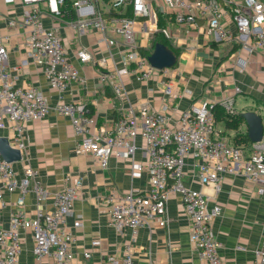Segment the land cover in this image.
<instances>
[{
    "label": "built area",
    "instance_id": "obj_1",
    "mask_svg": "<svg viewBox=\"0 0 264 264\" xmlns=\"http://www.w3.org/2000/svg\"><path fill=\"white\" fill-rule=\"evenodd\" d=\"M74 19L68 25L74 35L81 37L93 30L101 33L102 41L110 43L108 32L115 39H121L125 52L119 68L109 65L112 55L94 59L92 50L82 48L77 53L81 64L95 63L102 81L116 80L112 85L118 97L126 95L123 80L134 75L138 81L148 80L159 70L148 62L139 51L136 33L150 37L160 33L170 44H176L178 37L172 26H177L187 35L204 22L210 42H236L251 53L264 51V0H72ZM24 15L22 26L29 31L25 39L26 54L44 72L52 90L62 93L71 83L82 86L86 80L68 55L63 38L57 28L46 27L45 15L58 17L65 0H22ZM114 14L106 17L107 14ZM158 16L168 22L158 27ZM235 28V31L232 29ZM9 37L0 33V129L9 127L13 132V144L23 148L24 134L30 123L43 119L50 111L48 98L35 87L17 86L16 73L28 65L8 64ZM244 67L245 60L239 59ZM103 70L105 72H103ZM169 74V68L160 70ZM238 92V89H236ZM164 93L173 95L170 84ZM221 106L225 113L236 116L234 98L227 97L220 104L208 101L192 104L182 112L174 125L169 118L156 112L149 103L138 109L130 106L114 125L107 127L99 123L86 106L80 102L63 103L57 106L58 113L71 119L77 143L78 155H90L103 170L108 169L112 155L120 158H134L136 140H143V152L147 163H133V177L143 172L149 175V189L131 191L126 194H110L106 199L109 224L117 234L130 228L133 234L151 223L165 228L168 223L167 204L173 193H179L190 223V243L198 252L201 264H224L218 254L220 243L212 230V221L221 215L220 205L209 208V201L219 194L221 184L227 175L243 176L264 193V139L239 147L217 126L214 108ZM191 157L203 187L213 192V197L184 185L185 159ZM37 172L28 168L19 181L12 163L3 159L0 152V181L10 192L19 190L17 209L12 213L8 228H0V264H19L22 252L20 230L31 228L34 240L36 264H42L46 257H52L54 264H76L72 251L74 235L66 221L73 212L74 202L83 186L81 177L67 175L65 185L55 193L51 210H39L35 218L25 219L23 206L30 179L35 181L38 200L48 194L36 181ZM0 192V207L4 206ZM82 225L80 220L74 227ZM94 247L101 241L95 239ZM86 259L90 252L84 253ZM111 264H135L128 251L121 263L111 259ZM255 264H264V235L262 246L255 251Z\"/></svg>",
    "mask_w": 264,
    "mask_h": 264
},
{
    "label": "crops",
    "instance_id": "obj_2",
    "mask_svg": "<svg viewBox=\"0 0 264 264\" xmlns=\"http://www.w3.org/2000/svg\"><path fill=\"white\" fill-rule=\"evenodd\" d=\"M23 15L22 0H0V33L9 37L8 64L21 67L23 61H28V65L16 73L15 83L20 87L37 88L48 98L50 106L43 119L28 125L22 149L12 143L13 132L9 127L0 129V138L9 139L11 147L21 152V159L12 163L17 179L21 181L25 171L33 168L37 172L36 181L48 192L45 198L38 200L35 181L30 179L23 206L24 218H35L39 210H51L55 193L65 185L67 175L81 177L83 186L66 221L75 238L72 251L76 264H111V259L121 263L128 251L135 264H201L198 252L190 243V223L179 193L170 196L165 228L151 223L139 228L136 234L130 228L117 234L109 224L105 202L110 194L149 189L147 172L140 177L132 175L133 163H147L143 140L137 138L133 159L112 155L108 169L103 170L92 156L76 153L77 137L71 119L58 113L56 108L63 103L80 102L100 124L110 127L130 106L138 109L149 103L174 125L180 114L192 104L204 101L220 104L231 96L237 114L255 112L262 117L264 124V51L257 49L249 53L236 42H210L202 21L188 35L172 26L178 37L176 44H164L156 34L145 37L137 32L138 45L148 57L157 44H162L175 57V64L169 68L168 75L159 70L145 81H138L134 75L125 77L126 95L118 97L112 88L116 80L102 81V70L95 63L81 64L76 56L82 48H89L95 60L111 54L113 59L109 65L120 68L125 52L121 39H115L109 31L111 40L107 44L96 30L77 37L66 21L45 15L44 25L59 30L68 55L86 80L83 86L74 82L66 91L58 93L51 89L42 68L26 54L24 42L29 31L22 26ZM232 29L235 31L233 25ZM239 59L245 60L244 67L239 64ZM166 84L172 86V96L165 95ZM217 126L233 144L237 143V135H248L243 118L237 129H227L224 121H218ZM185 163L184 185L213 197L212 190L200 184L193 158H186ZM0 192L5 203L0 207V228H8L21 193L6 190L1 181ZM214 205L222 208L221 215L212 221V230L220 243L218 254L224 264H255V251L261 248L264 235V193L259 194L258 187L243 176L227 175L219 194L209 201V208ZM76 220L82 222L78 228L74 227ZM20 237L19 264H36L31 228L21 229ZM95 239L101 241L99 247L92 245ZM86 252L91 254L88 259L84 257ZM42 264H54V260L46 257Z\"/></svg>",
    "mask_w": 264,
    "mask_h": 264
},
{
    "label": "water",
    "instance_id": "obj_3",
    "mask_svg": "<svg viewBox=\"0 0 264 264\" xmlns=\"http://www.w3.org/2000/svg\"><path fill=\"white\" fill-rule=\"evenodd\" d=\"M148 62L153 68L162 70L172 67L175 64V57L164 45L157 44L154 52L149 56ZM242 118L248 127L247 133L249 140L252 143L262 141L264 139V124L262 117L255 112H247L242 114ZM0 152L3 159L9 163L19 161L22 157L20 150L12 148L9 139L6 138H0Z\"/></svg>",
    "mask_w": 264,
    "mask_h": 264
},
{
    "label": "trees",
    "instance_id": "obj_4",
    "mask_svg": "<svg viewBox=\"0 0 264 264\" xmlns=\"http://www.w3.org/2000/svg\"><path fill=\"white\" fill-rule=\"evenodd\" d=\"M112 15H114V14L113 13L107 14L105 16L110 17ZM74 17H75V13L73 10L72 0H65L64 5L61 7V13L58 16V18L68 22V21L74 19ZM167 22L168 21L164 17L158 16V27L159 28L165 27ZM156 36L159 37L160 42H162L164 44L168 43L167 40L164 39V37L160 33H156ZM139 51L144 57H148V54H146V51L144 49L139 48ZM214 114H215L216 122L224 121L225 127L227 129H237L239 127L240 123L242 122V115H240V114H236V116L227 115L225 113L224 109L219 105L215 106ZM236 138H237V140H236L237 143H234V145H236V146L245 147L251 143L247 134L237 135Z\"/></svg>",
    "mask_w": 264,
    "mask_h": 264
}]
</instances>
